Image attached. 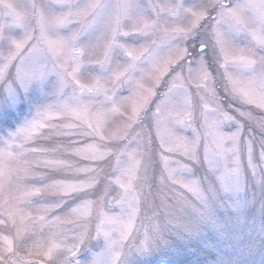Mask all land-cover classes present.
Instances as JSON below:
<instances>
[{
	"label": "snow or ice",
	"instance_id": "snow-or-ice-1",
	"mask_svg": "<svg viewBox=\"0 0 264 264\" xmlns=\"http://www.w3.org/2000/svg\"><path fill=\"white\" fill-rule=\"evenodd\" d=\"M153 257L264 264V0H0V264Z\"/></svg>",
	"mask_w": 264,
	"mask_h": 264
},
{
	"label": "rangeland",
	"instance_id": "rangeland-1",
	"mask_svg": "<svg viewBox=\"0 0 264 264\" xmlns=\"http://www.w3.org/2000/svg\"><path fill=\"white\" fill-rule=\"evenodd\" d=\"M20 2L27 5L30 2V0H20ZM137 226H141V222L139 220L137 221ZM141 231H143L142 227H141ZM151 262H152V264H167V262L165 260H163L162 258H159V257L151 258Z\"/></svg>",
	"mask_w": 264,
	"mask_h": 264
}]
</instances>
